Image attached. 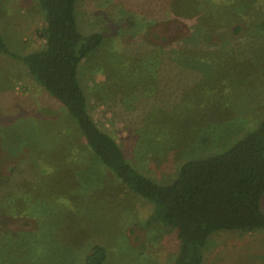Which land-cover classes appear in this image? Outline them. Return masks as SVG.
Segmentation results:
<instances>
[{
	"label": "rangeland",
	"instance_id": "1",
	"mask_svg": "<svg viewBox=\"0 0 264 264\" xmlns=\"http://www.w3.org/2000/svg\"><path fill=\"white\" fill-rule=\"evenodd\" d=\"M75 14L80 32L102 34L78 67L88 111L152 180L171 181L179 160L226 149L264 116V0H77ZM146 20L160 21L137 47ZM43 22L37 0H0L13 51L42 48ZM187 26L197 76L172 84L155 43L168 56ZM151 206L96 163L24 63L0 54V264H73L96 243L104 264H172L178 241L146 223ZM204 264H264V232L216 233Z\"/></svg>",
	"mask_w": 264,
	"mask_h": 264
},
{
	"label": "trees",
	"instance_id": "2",
	"mask_svg": "<svg viewBox=\"0 0 264 264\" xmlns=\"http://www.w3.org/2000/svg\"><path fill=\"white\" fill-rule=\"evenodd\" d=\"M76 2L37 0L44 21L36 30V35L43 39L42 48L17 53L10 49L0 30V54L23 62L33 81L64 107L96 163L128 191L150 202L146 223L174 231L178 247L172 264H204L207 243L218 232L237 237L264 232V209L260 204L264 194V116L226 149L179 160L171 181L152 180L130 164L121 145L98 126L88 111L78 67L101 44L102 34L79 31ZM158 21H145L140 33L144 38L135 46L148 45L146 36ZM127 25L128 30L133 24ZM256 29L264 32V19L256 24ZM152 34L153 39H159L156 33ZM183 34L181 41L172 43L164 52L168 55L165 57L161 51L164 43H155L156 62L160 65L163 61L170 69L172 84L175 80L179 84L185 73L189 83L197 76L198 58L194 52H198L190 41L191 35L187 41L185 37L191 34L189 26ZM135 137L138 140L141 132ZM185 144L190 148L195 143L192 140ZM105 259V247L96 243L73 264H104Z\"/></svg>",
	"mask_w": 264,
	"mask_h": 264
}]
</instances>
